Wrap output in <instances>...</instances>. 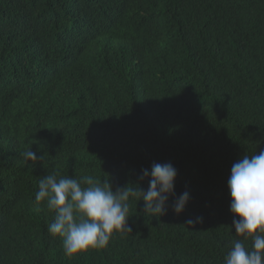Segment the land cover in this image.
<instances>
[{"label": "trees", "instance_id": "obj_1", "mask_svg": "<svg viewBox=\"0 0 264 264\" xmlns=\"http://www.w3.org/2000/svg\"><path fill=\"white\" fill-rule=\"evenodd\" d=\"M261 150L264 0H0V264H224L231 168ZM168 162L181 214L132 200L131 233L64 255L43 176L147 191Z\"/></svg>", "mask_w": 264, "mask_h": 264}, {"label": "clouds", "instance_id": "obj_2", "mask_svg": "<svg viewBox=\"0 0 264 264\" xmlns=\"http://www.w3.org/2000/svg\"><path fill=\"white\" fill-rule=\"evenodd\" d=\"M25 161L42 160L32 149L21 153ZM52 172L39 180L35 201L46 202L55 218L48 226L49 234L62 240L66 257H74L90 249H105L116 233H131L127 221L132 200L145 202V213L162 216L168 200L174 198L172 210L181 214L190 195L175 194L176 168L170 163H153L151 169H142L139 180H148L147 191L125 186L115 191L109 179L97 183L92 177L80 180L61 177ZM231 197L230 212L235 235L224 264H264V150L252 156L244 155L231 168L227 181ZM239 217V218H237ZM203 218L189 219L186 223H202ZM251 241L247 247L245 241Z\"/></svg>", "mask_w": 264, "mask_h": 264}, {"label": "bare ground", "instance_id": "obj_3", "mask_svg": "<svg viewBox=\"0 0 264 264\" xmlns=\"http://www.w3.org/2000/svg\"><path fill=\"white\" fill-rule=\"evenodd\" d=\"M120 26V25H119ZM129 29V28H128ZM124 34V33H123ZM153 38V37H152ZM148 43V42H147ZM145 47V46H144ZM97 50V49H96ZM118 50V49H117ZM98 51V50H97ZM141 53V52H140ZM144 59V58H143ZM67 87V86H66ZM64 88V86H63ZM31 117V116H30ZM11 143V142H10ZM11 146H8V148H10Z\"/></svg>", "mask_w": 264, "mask_h": 264}]
</instances>
